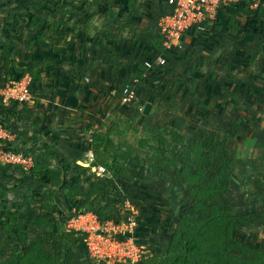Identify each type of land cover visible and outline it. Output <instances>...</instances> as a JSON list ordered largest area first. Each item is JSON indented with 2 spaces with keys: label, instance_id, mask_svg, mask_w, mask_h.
Masks as SVG:
<instances>
[{
  "label": "crops",
  "instance_id": "obj_1",
  "mask_svg": "<svg viewBox=\"0 0 264 264\" xmlns=\"http://www.w3.org/2000/svg\"><path fill=\"white\" fill-rule=\"evenodd\" d=\"M46 6L57 7L59 11H49ZM165 7L166 0H39L29 10H23L18 23L8 26L16 36L17 48L11 50V58L21 70L32 62L38 61L40 67L51 62L61 68V74L56 77L36 74L32 82L33 99L0 114V120L4 118L13 133L12 145L34 154L35 174L42 175L48 168L56 172L55 179L43 189V193L54 191L52 197H41L35 204L39 207L38 215L47 217L52 225L67 215L70 204L59 187L77 183L80 177L82 191H96L88 199L81 198L84 204L92 207L90 204L100 202L103 209L113 208L117 216L113 218L120 220L124 219L126 202L135 205L139 222L136 236L149 246L151 256L165 251L171 242L175 221L171 217L178 209L179 187L142 159H132L126 173L118 178H110L107 172L100 173L93 150L94 130L119 111L133 116L138 124H170L187 131L190 115L200 110L195 102L198 97H204L202 101L207 104L201 107L206 108L211 117L216 116V122L217 117H221L219 113L226 117L234 113L241 120L249 117L256 120L253 114L260 108L258 105L264 103V41L245 45L246 52L255 45L260 52V60H254L256 55L253 57L254 66L244 57L219 65L216 57L214 59L215 49L208 44L209 37H214L218 31L196 38L185 36V47L193 48L194 52L197 49L196 63L189 65L176 51L171 53L166 66L143 70L142 61L156 51L151 41L154 30L150 23L154 25L158 12ZM31 15L57 21L56 28L63 35L46 30L44 43L37 46L34 42L37 29L26 28ZM255 67L260 71L254 72ZM139 72L145 85L139 91L135 106H123L110 88ZM246 82H254L255 86L262 83V90ZM207 89H210L209 94ZM203 93L207 94V99ZM221 94H225L228 101L225 108L218 111ZM245 99L250 103L248 110L241 102ZM147 103L152 104L149 114L143 112ZM138 107L140 112H135ZM6 168L0 167V175L10 182L12 175H21L12 187L15 192L25 185L32 187L43 178H23V172ZM75 168L81 171L80 175ZM96 183L103 189H93L92 184ZM63 189L67 190L64 186ZM38 225L47 224L39 222Z\"/></svg>",
  "mask_w": 264,
  "mask_h": 264
},
{
  "label": "trees",
  "instance_id": "obj_2",
  "mask_svg": "<svg viewBox=\"0 0 264 264\" xmlns=\"http://www.w3.org/2000/svg\"><path fill=\"white\" fill-rule=\"evenodd\" d=\"M251 1L252 0H242L237 6L227 7L225 9V14H222L221 18L209 28L210 30L208 33L220 31L224 16L227 14L229 15V31L237 33L241 29V25L239 24V14L243 13L247 14L246 25L248 32L253 31L260 33L261 30L259 27L261 21L264 19V8L260 7L258 10L250 8ZM130 6H133V4ZM46 9L49 11H59V8H52L51 6H46ZM20 17H18V19H20ZM57 23V21H49L42 17L31 15L28 19L26 28L37 29V32L34 35V42L37 46H41L44 43V37L47 32L46 30L54 31L59 36L63 35L62 31L57 30ZM208 33H206V35ZM9 35L10 37L13 36L15 38H9V41L4 44L2 59L3 69H6L7 71L10 70V73L13 75L11 74L12 76L10 78L9 74V76L6 77L7 80L1 83V85H4L12 79H21L24 75L30 73V75H33L32 79L36 74H45L52 77H56L61 74V68L52 65L51 62H48L46 67H40L39 62L36 61L28 64L22 70L19 69L16 61L11 58V50L15 48L14 41L16 36H14L11 31H9ZM151 39L156 51L154 54L146 56L147 59L152 58L157 53L166 52L162 44V36L158 33L157 29L153 32ZM166 53L168 54V57L172 55V52ZM142 66L143 70H149L144 65V60L142 61ZM142 77L143 76L140 72L136 73L120 83L113 84L110 88V92L113 89L121 88L122 86L132 83L134 79H138L137 90L139 96V88L143 85L141 82L143 79ZM144 85L141 87H144ZM23 104L25 103L5 106L0 100V114L7 113L9 108H14ZM0 121L2 124L6 123L4 118H1ZM103 125V122H101L98 129L102 128ZM152 130L156 131L158 140L157 144H150L149 140H141L137 146L124 142L116 143L112 139V136L108 133H101L97 129L94 130L92 139L96 163L105 166L109 177L115 179L126 173L127 165L132 159H142L146 161L148 166L151 168L165 173L168 180L173 185L183 188L184 192L188 193L190 198L193 200L196 199L195 208L200 210V213L198 214H209L210 211L211 213L204 223L203 230L197 236L186 233L184 230L185 228L183 229L180 227V224L184 222L183 218L186 217L187 214L183 213L181 219L174 222V234L167 249L162 252H156L153 256L144 259L149 260L146 264H158L157 261L162 259L164 255L166 257L170 252H176L175 254L179 255V257L178 260L174 259L172 261L168 260L165 262L168 264H264L263 247H250L235 239L236 236L234 232L239 229V226H242V224L245 223V219L243 220L242 216L233 215L230 211V206L228 207V210H225L212 206L214 204H208L205 202L208 194H216V192L220 193L219 186L215 185L222 183L223 179L227 181L229 176H231L232 170L235 171L237 169H243L241 168L244 166L243 162L240 160L238 162L239 165L236 166L235 161H232L227 157L226 143L222 140L218 141L217 138H214L213 136H215V134L211 137H206L210 138L208 139V146H212V148L207 150L205 148L206 146L199 141L193 144L185 142L186 132L179 126L159 124L158 126L153 127ZM15 150L30 152L29 150L20 147H15ZM51 154L54 156V151H52ZM6 166L12 168L10 165H0V167L3 168H6ZM36 167L37 166L35 164L29 172L23 171L18 167L15 168L24 173L23 178L28 177L38 180L41 177L45 179L48 177L47 182L44 181L45 184H43L47 187L48 183L55 179L56 172L48 168L42 175H36ZM66 167L70 168L69 165H66ZM75 170L78 175L81 174V171L78 168H75ZM207 184H209V186L205 187ZM228 184V182L224 183L223 189L225 187L227 188ZM63 186L66 187L67 190H64ZM92 188L95 190L103 189L102 186L97 183L92 184ZM59 189L62 191L72 209L74 208L77 211L84 209L90 210V208L85 207L86 204L81 201V198L91 197L96 191L91 193H85L82 191L80 177L77 183L62 185ZM258 190L264 192V190L257 185V192ZM53 192L54 191H51V195L48 196H42L41 194L39 196V193L35 191L31 196L24 199L22 203L20 202L17 204V207L14 210H6L3 213V216L8 217L15 215L17 219L21 220L22 216L20 214L22 211H31V207L34 203H38L41 197L51 198ZM38 196L39 200H36ZM94 212L99 214L98 216L101 219L107 218V216H103L98 210ZM127 213L129 212L126 207H124V214L127 215ZM31 217L35 218V216ZM41 217L47 219L42 220V223L51 225L53 240L56 239L61 242L67 240L68 242H71L74 247H77L79 250L81 249L82 242L80 236H71L64 233L66 230L63 227V218H61L60 221H57L56 224L52 225V222L47 217ZM261 218L263 219L261 220L264 221V209L262 210ZM26 223L27 225L30 223L28 225V227H30L38 222L37 220H28ZM20 230L24 233V240L20 242L22 244L21 250L22 252H25L22 254H14L12 259L8 260L7 264H27L30 259H34L41 264H69L63 260L60 255H55L54 258H50L42 250L43 246L41 244H39L36 248L29 245L27 235L25 234L28 228L21 227ZM226 239H231L232 241L225 243ZM83 253L85 254V256H83V262H85V264H96L89 260L85 248H83ZM76 255L77 254H75V256ZM71 257H73V255H71Z\"/></svg>",
  "mask_w": 264,
  "mask_h": 264
},
{
  "label": "rangeland",
  "instance_id": "obj_3",
  "mask_svg": "<svg viewBox=\"0 0 264 264\" xmlns=\"http://www.w3.org/2000/svg\"><path fill=\"white\" fill-rule=\"evenodd\" d=\"M37 2H39V0H0V85L3 83L2 80L9 76V74L10 78L13 75L10 73V70L7 71L6 69H3V46L9 41V38L13 37H10L9 35L10 29H8V26L12 23H18V17L23 14L22 11L29 10L30 7ZM166 10L167 9L165 7L158 12L154 25L150 23V26L154 32L158 27L160 16ZM228 19V16L224 17L223 23L221 24V30L218 31L214 37H209L210 43L208 44L213 48V50L215 49V53H213L214 59L216 57V62L219 65H226L229 60H238L240 57H244L248 64L254 66L255 64L253 63V57L256 55L254 60H260V52L256 50V45L254 47H250V51L246 52L245 45L248 42L254 45L255 43L264 41V19L261 21L259 27L261 30L260 33L253 31L248 32L246 25V13L239 16V24L241 25V29L237 33H232L229 31ZM14 47L17 48L15 44ZM196 51L197 49H195L194 52L193 48L185 47L182 51H177L176 53H178V55L180 54V57L186 62H189V65H191L197 62V58L195 57V55H197ZM162 67L158 68L160 69ZM253 70L255 72L257 67H255ZM246 84H251L252 87L260 88L261 90L263 87L262 83L258 84L260 86H255L254 82H246ZM141 86L139 89L142 88ZM194 86L195 84H193L192 91H194ZM207 90L208 91L206 93L209 94L210 89ZM220 90L222 91L223 87L220 86ZM222 92L225 93V91ZM262 93V95H264V89ZM207 94H204L206 99L208 98ZM203 99L204 97H198L195 100L200 110L190 115L189 122L191 124L189 125V130L185 131V142L193 144L199 141L200 143H203L206 146L205 148L208 150L209 148H212V146H208V139L210 138L206 137H211L215 134V136H213L214 138H217L218 141L222 140L226 143L227 157L230 160L235 161L236 166L239 165L238 162L240 160L244 164V166L242 165L243 167H241L243 168L242 170H232L231 176H229L227 181L223 179L222 183L215 185L219 186L220 193L216 192V194H208L205 202L208 204H214L212 206H216L219 209L222 208L225 210H228V207L230 206V211L233 215L242 216L243 220L245 219V223L242 224V226H239V229L235 230V239L250 247L264 248V221H262L263 219L261 218V213L264 209V192L260 190L257 192V185L264 190V103L261 102V105H258L260 108L256 110L257 114H253V117L257 116L256 120H253L252 117H249L248 120L247 118H243L245 121L243 124L241 123L243 119L241 120L240 117H236L234 113L229 114L227 117L226 114L221 115L222 113H219L221 117H217L219 120L216 122V116L211 117V115L207 114L208 110H206L204 107H201V105L207 104L202 101ZM218 100L220 106L216 109L221 111L225 108L228 99L225 97V94H221ZM259 100H261V98H259L258 101ZM135 101L137 100H134L130 104L122 105L128 107L135 106ZM241 102L245 109L248 105H250L246 99ZM135 112H140V108L138 107L137 111ZM115 113L116 114H112L104 120L103 127L98 129L101 133H108L110 136H112V139L116 143L124 142L137 146L141 140H149L150 144H157L158 140L156 131L152 130L155 125L138 124V122L134 121L133 116H125L119 111H116ZM4 126L7 127L8 125L4 124ZM7 128L10 129L9 127ZM20 177L21 175L19 177L12 175V182H10L0 175V264H7L8 260L12 259L14 254H22L25 252H22L21 250L22 244L20 242L24 240V233H22L20 230L21 227L28 228L25 233L27 235L28 244L35 248L41 244L43 246L42 250L50 258H54L55 255H60V257L69 264H85V262H83V256H85V252L83 253L84 246L82 243L81 249L79 250L67 240L62 242L56 239L53 240L51 225H38L39 222L47 219L42 218L41 215L37 214V209L39 207L35 205L36 203H34L35 206L32 205L31 211H22L20 214L22 216L21 220L17 219L15 215L8 217L3 216V213L6 210H12L13 208H16L17 204L20 202L22 203L24 199L31 196L35 191L39 193V196L40 194L42 196L51 195V193L48 191L43 193V189L45 188L43 185L45 183L43 181L47 182L48 177H46V179L41 178V180L36 181L32 187L25 185L22 190L15 192V189H12V187L17 183V181H19ZM226 182L229 184L227 188L225 187L223 189V184ZM208 186L209 184H207L205 187ZM179 192L180 194L177 195L178 203L176 205V208L178 209L171 218L175 219L174 222H176L181 219L183 213H187L186 217L183 218V225L180 224V227L183 229L185 228L184 230L186 233L197 236L203 230L204 223L207 217H209L211 211L209 214H198L200 213V210L195 208L196 199L193 200L190 198L188 193L184 192L183 188H179ZM39 196L36 200H39ZM99 203L100 202H97V204H90L92 207L88 205H85V207L90 208V210L93 211L99 210V212H103L104 215H107L106 219H115L113 218V216H116L114 213L115 210L113 208L103 209ZM126 203L129 205L131 204V207L134 208V212H138L135 205L129 201ZM124 207L126 206L124 205ZM72 210L73 209L71 208L69 213H73ZM31 216H35V218ZM123 216L125 218L127 215L123 214ZM28 220H37L38 223L28 227V225L31 223L30 222L27 225L26 222H28ZM66 233L70 234L71 236H76L74 232L69 230H66ZM231 241V239H226L225 243ZM175 253L176 252H170L166 257L164 255V257L159 259L157 263L168 264L165 263L168 260H178L179 255ZM75 254L77 255L75 256ZM71 255H73V257H71ZM147 261L149 260H144L141 263L146 264ZM27 264L41 263H38L34 259H30Z\"/></svg>",
  "mask_w": 264,
  "mask_h": 264
},
{
  "label": "built area",
  "instance_id": "obj_4",
  "mask_svg": "<svg viewBox=\"0 0 264 264\" xmlns=\"http://www.w3.org/2000/svg\"><path fill=\"white\" fill-rule=\"evenodd\" d=\"M242 0H166L167 10L160 16L158 33L166 52L182 51L185 36L196 38L205 35L217 22L227 7L237 6ZM264 8V0H252L250 8ZM157 53L144 59V65L155 69L168 64V54ZM33 79L30 74L21 79H12L0 86V100L5 106L28 103L33 99ZM138 79L111 91L121 104H130L138 97ZM13 133L0 121V165H10L29 172L34 166L31 152L16 151L11 141ZM106 173V167H98ZM129 213L123 220L101 219L91 210L73 209V213L62 216L65 230L81 237L89 260L96 264H137L151 256L149 246L136 236L137 213L131 204H125ZM133 206V205H132Z\"/></svg>",
  "mask_w": 264,
  "mask_h": 264
},
{
  "label": "water",
  "instance_id": "obj_5",
  "mask_svg": "<svg viewBox=\"0 0 264 264\" xmlns=\"http://www.w3.org/2000/svg\"><path fill=\"white\" fill-rule=\"evenodd\" d=\"M151 108H152V104L147 103V104L144 106L143 112H144L145 114H149Z\"/></svg>",
  "mask_w": 264,
  "mask_h": 264
}]
</instances>
